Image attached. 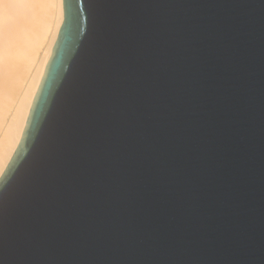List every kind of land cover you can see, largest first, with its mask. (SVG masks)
I'll return each instance as SVG.
<instances>
[{
	"label": "water",
	"instance_id": "water-1",
	"mask_svg": "<svg viewBox=\"0 0 264 264\" xmlns=\"http://www.w3.org/2000/svg\"><path fill=\"white\" fill-rule=\"evenodd\" d=\"M139 2V58L110 155L51 240L0 248L3 264H264V0ZM62 9L5 190L40 148L89 40L88 0Z\"/></svg>",
	"mask_w": 264,
	"mask_h": 264
},
{
	"label": "snow or ice",
	"instance_id": "snow-or-ice-1",
	"mask_svg": "<svg viewBox=\"0 0 264 264\" xmlns=\"http://www.w3.org/2000/svg\"><path fill=\"white\" fill-rule=\"evenodd\" d=\"M39 2L0 0V5ZM145 7L139 0H88L89 40L45 138L15 184L0 188V248L25 253L50 241L53 221L84 199L86 183L95 182L92 173L110 155L115 122L126 116Z\"/></svg>",
	"mask_w": 264,
	"mask_h": 264
},
{
	"label": "bare ground",
	"instance_id": "bare-ground-1",
	"mask_svg": "<svg viewBox=\"0 0 264 264\" xmlns=\"http://www.w3.org/2000/svg\"><path fill=\"white\" fill-rule=\"evenodd\" d=\"M0 178L20 142L63 21L62 2L0 5Z\"/></svg>",
	"mask_w": 264,
	"mask_h": 264
},
{
	"label": "clouds",
	"instance_id": "clouds-1",
	"mask_svg": "<svg viewBox=\"0 0 264 264\" xmlns=\"http://www.w3.org/2000/svg\"><path fill=\"white\" fill-rule=\"evenodd\" d=\"M0 264H3V261L2 260H0Z\"/></svg>",
	"mask_w": 264,
	"mask_h": 264
}]
</instances>
